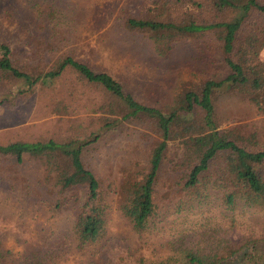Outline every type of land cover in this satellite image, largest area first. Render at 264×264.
<instances>
[{"label": "rangeland", "instance_id": "1", "mask_svg": "<svg viewBox=\"0 0 264 264\" xmlns=\"http://www.w3.org/2000/svg\"><path fill=\"white\" fill-rule=\"evenodd\" d=\"M200 11L191 3L162 7L157 0H0V43L9 46L11 61L31 74L71 56L112 74L139 101L167 111L183 92L226 74L221 42L210 31L138 30L127 21L214 18L207 9L204 15ZM263 62L264 49L247 59L249 65ZM104 93L71 68L31 87L23 79L0 78V144L85 138L104 124V116L119 114L103 108ZM213 104L220 129L254 130L249 146L264 150V114L247 95L224 85L214 91ZM155 139L137 120L101 129L86 146L83 160L100 180L108 209L104 237L83 247L72 231L77 206L58 205L61 194L42 164L28 157L17 163L0 153V264H160L182 260L189 249L230 257L264 238V210L258 205L238 197L229 205L226 192L217 188L205 196L180 190L176 142L158 172L156 220L137 233L118 207L115 187L123 168L147 166Z\"/></svg>", "mask_w": 264, "mask_h": 264}, {"label": "trees", "instance_id": "2", "mask_svg": "<svg viewBox=\"0 0 264 264\" xmlns=\"http://www.w3.org/2000/svg\"><path fill=\"white\" fill-rule=\"evenodd\" d=\"M167 3H191L207 9L211 20L197 22H161L129 18L128 27L138 30H171L178 33L210 31L221 42L222 61L227 69L224 76L209 77L198 90L182 93L167 111L139 101L123 83L105 71H95L83 61L66 56L42 74H31L20 69L10 59V48L0 43V78L23 79L26 86L50 83L67 68L73 69L86 83L100 87L105 93L103 108L114 115L104 116V124L81 138L74 135L61 141H14L0 144V153L22 163L26 157L39 161L45 175L58 188V205L77 206L72 231L77 245L95 244L106 233L107 203L102 195L100 180L84 160L86 146L101 136V129L121 122L141 121L156 135L150 149L147 166L143 170L122 169V177L115 187L118 207L130 220L137 233H143L158 215L155 186L163 159L172 142L179 150L176 168L181 173L176 183L180 190L206 195L211 189L226 192L225 203L242 198L264 210V150L250 147L256 131H239L237 127L220 129L215 121L214 91L222 86L237 89L247 95L260 113L264 114V62L249 65L250 55L264 49V0H157ZM206 11V12H208ZM204 19V18H203ZM238 130V131H237ZM160 264H264V238L252 240L233 256L223 257L200 250H184L179 261Z\"/></svg>", "mask_w": 264, "mask_h": 264}]
</instances>
